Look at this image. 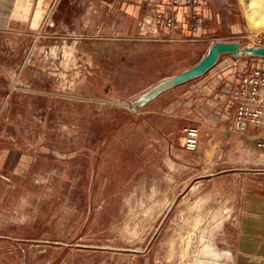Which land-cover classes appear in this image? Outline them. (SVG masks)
<instances>
[{
	"label": "rangeland",
	"instance_id": "1",
	"mask_svg": "<svg viewBox=\"0 0 264 264\" xmlns=\"http://www.w3.org/2000/svg\"><path fill=\"white\" fill-rule=\"evenodd\" d=\"M230 2L235 27L210 42L236 54L190 80L195 108L146 112L128 75L96 73L90 34L45 20L0 38V264H232L240 197L264 180V127L229 132L218 93L262 63L248 43L264 23ZM188 125L194 150L181 145Z\"/></svg>",
	"mask_w": 264,
	"mask_h": 264
},
{
	"label": "crops",
	"instance_id": "2",
	"mask_svg": "<svg viewBox=\"0 0 264 264\" xmlns=\"http://www.w3.org/2000/svg\"><path fill=\"white\" fill-rule=\"evenodd\" d=\"M200 1L209 16L193 37L172 32L153 40L136 35L137 20L147 7L144 0H0V38L8 39L12 32L19 35L25 27L38 29L45 20L48 27L64 28L67 34H90L84 42L95 44L87 50V58L96 57V73L105 77L128 75V84H132L129 99L143 102L146 112L166 111L184 104L190 107L194 102L184 101L186 94H191L189 82L208 67L197 74L189 73L216 43L210 42V35L217 27H235L230 22L233 14L230 0ZM77 5L85 6L78 17L73 14V6ZM106 82L110 86L111 79ZM158 86L162 87L142 100L144 94ZM165 95L171 97L159 105ZM240 198L232 264H264V180L245 188Z\"/></svg>",
	"mask_w": 264,
	"mask_h": 264
},
{
	"label": "built area",
	"instance_id": "3",
	"mask_svg": "<svg viewBox=\"0 0 264 264\" xmlns=\"http://www.w3.org/2000/svg\"><path fill=\"white\" fill-rule=\"evenodd\" d=\"M139 22L140 36L157 40L162 34L172 32L193 37L209 16L202 9L200 0H147ZM249 46L264 47V34L249 37ZM262 63L252 65L246 71L231 73L225 78L218 93L231 109L226 126L229 132H243L250 127H264V56ZM185 149L194 150L199 142L200 131L194 125L183 127Z\"/></svg>",
	"mask_w": 264,
	"mask_h": 264
},
{
	"label": "water",
	"instance_id": "4",
	"mask_svg": "<svg viewBox=\"0 0 264 264\" xmlns=\"http://www.w3.org/2000/svg\"><path fill=\"white\" fill-rule=\"evenodd\" d=\"M212 47L210 48L208 54L201 60L200 63H198L191 71L189 74H197L202 72L204 69L209 67L215 60L216 57L218 56L220 51H228L232 50L233 54H236V51L233 47L230 45H224V44H214L211 45ZM221 46V47H220ZM233 48V49H231ZM252 51H254L253 48H251ZM257 52H259V55L264 56V47H259L257 49Z\"/></svg>",
	"mask_w": 264,
	"mask_h": 264
},
{
	"label": "bare ground",
	"instance_id": "5",
	"mask_svg": "<svg viewBox=\"0 0 264 264\" xmlns=\"http://www.w3.org/2000/svg\"><path fill=\"white\" fill-rule=\"evenodd\" d=\"M244 3L246 4L245 6L247 7L248 16L251 22L254 23L255 25H257L258 23H264V0H244ZM161 87L162 86H158L152 89V91L144 94L142 96V100H145L148 97H150Z\"/></svg>",
	"mask_w": 264,
	"mask_h": 264
}]
</instances>
